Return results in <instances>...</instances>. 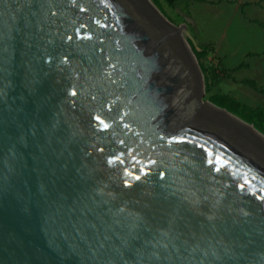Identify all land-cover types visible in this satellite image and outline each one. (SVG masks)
I'll use <instances>...</instances> for the list:
<instances>
[{
  "label": "water",
  "instance_id": "1",
  "mask_svg": "<svg viewBox=\"0 0 264 264\" xmlns=\"http://www.w3.org/2000/svg\"><path fill=\"white\" fill-rule=\"evenodd\" d=\"M204 91L152 0H0V264H264V134Z\"/></svg>",
  "mask_w": 264,
  "mask_h": 264
},
{
  "label": "rangeland",
  "instance_id": "2",
  "mask_svg": "<svg viewBox=\"0 0 264 264\" xmlns=\"http://www.w3.org/2000/svg\"><path fill=\"white\" fill-rule=\"evenodd\" d=\"M152 1L184 34L204 78V102L222 107L218 95H228L264 110V0H182L177 8ZM193 45L210 47L197 57Z\"/></svg>",
  "mask_w": 264,
  "mask_h": 264
},
{
  "label": "trees",
  "instance_id": "3",
  "mask_svg": "<svg viewBox=\"0 0 264 264\" xmlns=\"http://www.w3.org/2000/svg\"><path fill=\"white\" fill-rule=\"evenodd\" d=\"M182 0H166V2L174 7L177 8L179 2H181ZM210 47V46H208ZM208 47L202 48V50H198L195 48V46L193 45L194 48V52H196L195 54L197 55V57L201 54L202 57L205 56V54L208 51ZM198 60L200 61V59L198 58ZM227 76V72H225L224 77ZM245 83L248 84H252L253 86H255V82L250 81L248 79L244 80ZM264 93V90L262 91ZM218 97H221V100L223 101V108L232 112L233 114H236L239 116V118H241L242 120H244L245 122L253 125L258 131H260L262 134H264V110L263 108L257 107H251L248 106L246 104H243L242 102L228 96V95H223L220 96L218 95Z\"/></svg>",
  "mask_w": 264,
  "mask_h": 264
}]
</instances>
